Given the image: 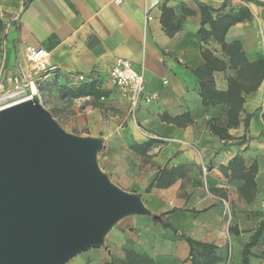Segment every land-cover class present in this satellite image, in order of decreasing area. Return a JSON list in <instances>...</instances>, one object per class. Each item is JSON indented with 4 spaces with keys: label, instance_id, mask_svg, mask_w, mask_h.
Returning a JSON list of instances; mask_svg holds the SVG:
<instances>
[{
    "label": "crops",
    "instance_id": "1",
    "mask_svg": "<svg viewBox=\"0 0 264 264\" xmlns=\"http://www.w3.org/2000/svg\"><path fill=\"white\" fill-rule=\"evenodd\" d=\"M201 6L213 20L240 15L223 42L238 43L247 61L264 63V0H0L7 16L0 75L7 86L30 69L29 48L46 50L48 70L31 93L65 131L100 138L99 168L117 187L142 193L145 206L162 215L159 221L124 217L102 246L66 264H243L244 244L260 222L247 264H264L263 200L247 202L241 182L222 172L235 155L255 159V181L264 185V71L244 97L238 125L227 130L235 139L212 133L209 125L225 120L226 105H203L199 75L211 74L214 88L226 91L236 73L221 43L201 37ZM202 28L209 31L210 24ZM203 52L225 67L203 68ZM118 58L144 70V96L133 110L109 78ZM77 90L84 94L75 96ZM242 136L246 141L238 144ZM169 172L176 175L172 183L157 185Z\"/></svg>",
    "mask_w": 264,
    "mask_h": 264
},
{
    "label": "water",
    "instance_id": "2",
    "mask_svg": "<svg viewBox=\"0 0 264 264\" xmlns=\"http://www.w3.org/2000/svg\"><path fill=\"white\" fill-rule=\"evenodd\" d=\"M101 143L65 131L38 94L0 108V264H66L126 216L160 219L99 168Z\"/></svg>",
    "mask_w": 264,
    "mask_h": 264
},
{
    "label": "trees",
    "instance_id": "3",
    "mask_svg": "<svg viewBox=\"0 0 264 264\" xmlns=\"http://www.w3.org/2000/svg\"><path fill=\"white\" fill-rule=\"evenodd\" d=\"M207 8L201 6L202 20L201 27L199 32L201 37L204 39L205 36L211 35L217 41L221 43L222 49L228 54L229 60L228 64L235 70V77L228 79V88L226 91H218L214 88L213 79L211 74L204 72L205 77L199 75L201 80V98L203 105H215L218 103H224L226 105L225 109V120L220 122L210 123L209 128L212 133L218 135L221 139L232 140L235 139L233 136L227 133V130L231 127H236L239 123V113L242 109V104L244 101L245 95L255 91L263 79L264 63L262 60L249 62L246 60L243 53L239 52L238 43H233L232 45H226L223 42V35L227 27L241 19V16L236 18L222 17L217 20H213L210 16H206ZM208 22L210 24V30L205 31L202 28L204 23ZM3 29V22L0 18V32ZM203 57L205 58V64L203 68L215 67V69H223L225 65L223 62L216 60L211 63L208 60L207 53L203 52ZM198 73L197 70L194 71ZM205 79L203 82L202 79ZM82 90H77L74 95H83ZM251 117V114L247 115V118L244 121L245 128H248V119ZM262 120L264 123V106L262 112ZM238 144L245 143L244 136L237 138ZM224 175H229L233 180L241 182L240 190L242 192L243 198L247 202L256 200L258 193V186L255 181V175L257 173V162L256 160H251L250 162H245L244 158L240 155H235L227 165L222 169ZM174 172L163 173L157 181V185L165 186L172 183L175 178ZM152 185V184H151ZM150 190V185L144 190L148 192ZM263 207H264V196H263ZM160 217L162 215H159ZM160 220V219H159ZM155 220V221H159ZM164 227L171 228L174 232L176 231L169 223L164 222L162 224ZM263 229V222H260L257 229L250 236L249 241L244 244L242 251V261L243 264H247V255L248 249L253 245L259 238L261 231ZM191 243L190 240H188Z\"/></svg>",
    "mask_w": 264,
    "mask_h": 264
},
{
    "label": "built area",
    "instance_id": "4",
    "mask_svg": "<svg viewBox=\"0 0 264 264\" xmlns=\"http://www.w3.org/2000/svg\"><path fill=\"white\" fill-rule=\"evenodd\" d=\"M113 1L115 4H120L123 0ZM26 58L30 63V69L11 78L13 88L18 90V93L25 92L26 89L31 92L39 74L46 72L49 66L48 52L41 47L29 48ZM109 78L119 89L122 96L129 101L130 108L133 110L144 96L143 68L137 69L129 60L118 58L109 70ZM83 79V76H79V80ZM154 97L155 94H151L145 96V100L149 101ZM202 170L205 173L206 169L204 167ZM205 191L209 194L207 187H205ZM222 201L225 203L224 200Z\"/></svg>",
    "mask_w": 264,
    "mask_h": 264
},
{
    "label": "rangeland",
    "instance_id": "5",
    "mask_svg": "<svg viewBox=\"0 0 264 264\" xmlns=\"http://www.w3.org/2000/svg\"><path fill=\"white\" fill-rule=\"evenodd\" d=\"M0 17L2 18L4 23L7 22V16L5 15L4 12L0 13ZM1 41H2V36H0V45H1ZM0 52H1V48H0ZM5 80L6 77L0 75V84H2V87H0V106L12 103L13 101L16 100H21L23 96L30 94V91L28 89H26L25 92L18 93V90L14 89L13 87H8L7 84L5 83ZM263 196H264V185L258 189L257 198L262 200Z\"/></svg>",
    "mask_w": 264,
    "mask_h": 264
},
{
    "label": "bare ground",
    "instance_id": "6",
    "mask_svg": "<svg viewBox=\"0 0 264 264\" xmlns=\"http://www.w3.org/2000/svg\"><path fill=\"white\" fill-rule=\"evenodd\" d=\"M11 96H12V95H11ZM26 98H37V94H34V92H33V93L30 92L29 95L23 96V97L21 98V100L26 99ZM15 100H16V99H15ZM18 101H20V100L13 101L12 103H15V102H18ZM12 103L2 105V106H0V108L5 107V106H7V105H10V104H12Z\"/></svg>",
    "mask_w": 264,
    "mask_h": 264
}]
</instances>
